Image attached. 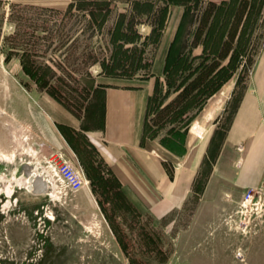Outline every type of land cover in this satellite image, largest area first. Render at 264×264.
I'll return each mask as SVG.
<instances>
[{
	"label": "rangeland",
	"instance_id": "rangeland-1",
	"mask_svg": "<svg viewBox=\"0 0 264 264\" xmlns=\"http://www.w3.org/2000/svg\"><path fill=\"white\" fill-rule=\"evenodd\" d=\"M72 1L0 0V264H264V181L211 182L208 160L183 206L157 217L123 189L89 135L102 131L106 88L152 78L148 147L169 176L187 134L200 144L224 137L264 47V0H155L169 5L165 24L153 32L154 21L137 19L141 38L126 46L149 37L152 70L132 78L106 74L94 58L110 57V33L133 0H110L101 31L65 15ZM58 153L84 179L81 191L58 176Z\"/></svg>",
	"mask_w": 264,
	"mask_h": 264
},
{
	"label": "crops",
	"instance_id": "crops-1",
	"mask_svg": "<svg viewBox=\"0 0 264 264\" xmlns=\"http://www.w3.org/2000/svg\"><path fill=\"white\" fill-rule=\"evenodd\" d=\"M43 1L60 9L68 5L67 0ZM151 81H141L144 84L136 88H106L105 126L89 133L137 204L157 217L179 209L208 160L211 182L226 179L247 189L264 181V47L254 65L251 88L241 99L227 133L203 144L187 134L183 152H170L177 160L172 176L166 172L163 158L148 147L145 122Z\"/></svg>",
	"mask_w": 264,
	"mask_h": 264
},
{
	"label": "trees",
	"instance_id": "trees-1",
	"mask_svg": "<svg viewBox=\"0 0 264 264\" xmlns=\"http://www.w3.org/2000/svg\"><path fill=\"white\" fill-rule=\"evenodd\" d=\"M209 5L213 7L214 10L217 7L212 1L209 2ZM221 5L223 6V1ZM113 11L112 1L110 0H73L69 4L65 15L70 16L71 18L81 17L87 21L88 26L97 27L101 31ZM168 11L169 5L166 2L161 5L160 2L155 0H133L131 2L129 14L120 13L119 19H117L114 28L110 33V43L113 45V50L110 51V57H103L102 60L94 58V63L100 64L103 71L111 76H126L132 78L140 75V72L151 71L153 62H148L146 58V50L144 48L148 43L147 41L149 40V37H147L144 42H136V45L133 48L129 49L126 48V46L130 43H134L136 38H141V36L133 30L135 26L134 22L137 21V19L138 23H142L144 19L145 22L154 21L151 25L153 26V32H156L165 24ZM217 11H222V8L218 6ZM205 19L206 13L203 16V20ZM130 31L133 33L132 36L129 34ZM101 54L105 55L104 53ZM120 55H123L122 59H120ZM23 69L28 74H31L30 68L24 62ZM118 70L122 72L119 73L117 72ZM144 75L145 76H142V79L152 76L150 74L148 75V73H145ZM44 85L45 88H47L46 90L49 95L59 101L58 93L60 90L49 84V82H45ZM93 88L94 87L92 86L91 89ZM105 116L106 104L104 103L102 123L98 126L102 129L105 126ZM92 128H97V126L85 127L83 130L90 131ZM66 137L68 142L71 143L69 137L67 135Z\"/></svg>",
	"mask_w": 264,
	"mask_h": 264
},
{
	"label": "built area",
	"instance_id": "built-area-1",
	"mask_svg": "<svg viewBox=\"0 0 264 264\" xmlns=\"http://www.w3.org/2000/svg\"><path fill=\"white\" fill-rule=\"evenodd\" d=\"M53 166L56 169L58 176L67 184V186L74 192H79L84 188L85 182L82 176L75 170L73 164L67 157L62 154H56L51 159ZM254 200V194L249 191L245 194L242 206L250 208Z\"/></svg>",
	"mask_w": 264,
	"mask_h": 264
},
{
	"label": "bare ground",
	"instance_id": "bare-ground-1",
	"mask_svg": "<svg viewBox=\"0 0 264 264\" xmlns=\"http://www.w3.org/2000/svg\"><path fill=\"white\" fill-rule=\"evenodd\" d=\"M193 131H196L197 132V135H199L200 137H203V131L204 129H202L199 125L195 124L193 126ZM202 134V135H200ZM28 183H29V187L32 185V182L31 181H28V179L25 180V184H27L26 186H28Z\"/></svg>",
	"mask_w": 264,
	"mask_h": 264
},
{
	"label": "water",
	"instance_id": "water-1",
	"mask_svg": "<svg viewBox=\"0 0 264 264\" xmlns=\"http://www.w3.org/2000/svg\"><path fill=\"white\" fill-rule=\"evenodd\" d=\"M31 182H34V178L31 180ZM32 187H30V189H31Z\"/></svg>",
	"mask_w": 264,
	"mask_h": 264
}]
</instances>
